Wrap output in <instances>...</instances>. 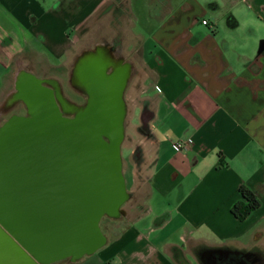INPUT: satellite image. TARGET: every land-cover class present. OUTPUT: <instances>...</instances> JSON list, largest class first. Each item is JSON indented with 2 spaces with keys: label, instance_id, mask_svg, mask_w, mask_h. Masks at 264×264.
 <instances>
[{
  "label": "crops",
  "instance_id": "0c3cea01",
  "mask_svg": "<svg viewBox=\"0 0 264 264\" xmlns=\"http://www.w3.org/2000/svg\"><path fill=\"white\" fill-rule=\"evenodd\" d=\"M109 3L137 28L126 102L138 84L145 107L132 105L126 136L148 186L128 188L122 233L87 264H264V0H0V125L26 114L5 106L21 76L63 82ZM241 187L260 201L245 221L232 214Z\"/></svg>",
  "mask_w": 264,
  "mask_h": 264
},
{
  "label": "water",
  "instance_id": "95a60500",
  "mask_svg": "<svg viewBox=\"0 0 264 264\" xmlns=\"http://www.w3.org/2000/svg\"><path fill=\"white\" fill-rule=\"evenodd\" d=\"M98 46L73 64L82 105L57 82L16 84L9 102L27 111L0 127V264H76L106 245L104 218L128 216L122 146L136 66L120 43ZM56 89L61 110L50 100Z\"/></svg>",
  "mask_w": 264,
  "mask_h": 264
},
{
  "label": "rangeland",
  "instance_id": "374dc122",
  "mask_svg": "<svg viewBox=\"0 0 264 264\" xmlns=\"http://www.w3.org/2000/svg\"><path fill=\"white\" fill-rule=\"evenodd\" d=\"M126 5H121L120 3H116V4H112L109 3L107 4L99 13L98 15L92 19V21H90V23L84 27L81 31H80V42L78 43V48L74 49L73 52L70 55L71 61L69 66L64 70V71H68V75L65 76V72H63L62 77L63 82L60 83L62 90L64 92V95L72 102L74 103H80V101L78 102L77 99L75 98L76 95L74 94V92L72 91L71 88H69V86H67V84H69V80L71 76V72H72V68H73V64L76 60V58L78 56H80L84 51H88V49H93L96 50L99 46L98 44H103L104 42L107 43H120L122 47H124V55L128 60H132L134 62V64H136V60L138 59V54L137 53H130L129 50V44L128 42V38H130V35H132V32H136L137 28L132 26V18L130 16V13L126 10L125 8ZM136 26L139 27L138 22H135ZM109 38V39H108ZM115 38V39H113ZM105 39V40H102ZM140 39L139 37H136L133 41V44L135 45V47H137L139 45ZM60 73V72H56ZM21 80H27V78H21ZM26 84V83H25ZM24 85V83L22 84V86ZM31 88H35L37 86H35V84H29ZM136 88L134 90L131 91V93H133V97L129 98L128 96V100L127 102H129V105L131 106L129 109V113H131L128 116V120L126 121V130L128 131L129 134L130 133V128H131V118L132 117V105H137L139 106V108L141 109V104L143 101V94L140 93V85H136ZM18 92H14L13 95L15 96ZM51 98L50 100L52 102H55V106L57 108H59L61 110V106L63 107V104H61L63 102V99L60 100L59 97L62 96L61 92H59V90H55L54 92H52L51 94ZM63 97V96H62ZM10 99H7L5 101V106L8 105ZM53 105V104H52ZM64 108H70L71 106L64 104ZM82 105V104H79ZM145 107V105L142 106V108ZM25 106L22 103H19L16 106L15 109V113H24L25 112ZM59 110V111H60ZM134 110V109H133ZM27 111V110H26ZM10 117V115H6L5 116V121H7V119ZM5 123V122H4ZM2 125V124H1ZM0 125V126H1ZM132 135V134H131ZM131 135L126 136L125 142L122 146V156H123V163H124V175L126 178V182L128 185V188L131 189L133 187H142L143 189L146 188L148 186V181H147V176L149 174V167H145L144 165H142L141 163H139L138 161V157L136 159V153H138L137 151H135V155H131V148L129 147L130 145H132V137ZM135 158V160L133 159ZM133 171H134V175H133ZM134 178V180H133ZM133 181L135 184H133ZM133 185V186H132ZM127 188V190H128ZM144 201V200H143ZM141 201V203L143 202ZM131 205L132 203H128L126 204L123 209L126 210V212H129L131 210ZM130 216V215H129ZM139 216V215H137ZM121 221H118L115 223V221H111L109 219L104 218L101 222V228L102 231L105 235L108 236H112V235H117L122 233L123 229H124V225L125 224H118ZM93 256V255H92ZM92 256H89L88 258L83 260L82 264H87V262H89V260L92 258ZM64 264H71L70 262H64Z\"/></svg>",
  "mask_w": 264,
  "mask_h": 264
},
{
  "label": "trees",
  "instance_id": "16d2710c",
  "mask_svg": "<svg viewBox=\"0 0 264 264\" xmlns=\"http://www.w3.org/2000/svg\"><path fill=\"white\" fill-rule=\"evenodd\" d=\"M239 193L241 199L233 206L232 214L238 220L245 221L260 208V201L255 193L246 187H241Z\"/></svg>",
  "mask_w": 264,
  "mask_h": 264
},
{
  "label": "flooded vegetation",
  "instance_id": "af4514ba",
  "mask_svg": "<svg viewBox=\"0 0 264 264\" xmlns=\"http://www.w3.org/2000/svg\"><path fill=\"white\" fill-rule=\"evenodd\" d=\"M109 39V38H108ZM113 39H115V38H113ZM102 40H105V39H102ZM107 43V42H106ZM95 48H93V49H88V51H93ZM69 77H70V80H69V84H67V86H69V88H71L72 89V91L74 92V94L76 95V99H77V101L79 102L80 101V103H78V104H84L85 102H86V98L81 94V92L76 88V86H74L75 84L72 82V79H71V76L69 75ZM139 156V152L138 153H136V159H137V157ZM123 173H124V169H123ZM125 176V175H124ZM126 179V178H125ZM126 184H127V182H126ZM127 188H128V185H127ZM129 191V190H128ZM134 199H135V197H134V194H132V193H130V199L128 200V202L126 203V204H128V203H132L133 201H134ZM125 204V205H126ZM124 205V206H125ZM123 206V207H124ZM127 216H124L123 218H121L120 220H114V219H110V218H106V219H109V220H111V221H115V223L116 222H118V221H121V222H119L118 224H121L122 222H124V221H126L127 220ZM117 224V223H116ZM69 262V260L68 259H65V260H61V261H58V262H55V263H53V264H64V262Z\"/></svg>",
  "mask_w": 264,
  "mask_h": 264
},
{
  "label": "built area",
  "instance_id": "2783aa9c",
  "mask_svg": "<svg viewBox=\"0 0 264 264\" xmlns=\"http://www.w3.org/2000/svg\"><path fill=\"white\" fill-rule=\"evenodd\" d=\"M203 24L207 25L208 23H207V21H203ZM185 146H186V144L183 142H178V143L174 144V148L178 151L182 150Z\"/></svg>",
  "mask_w": 264,
  "mask_h": 264
}]
</instances>
